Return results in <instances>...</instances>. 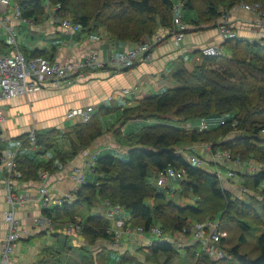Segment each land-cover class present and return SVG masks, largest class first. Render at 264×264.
I'll return each mask as SVG.
<instances>
[{
  "label": "trees",
  "instance_id": "trees-1",
  "mask_svg": "<svg viewBox=\"0 0 264 264\" xmlns=\"http://www.w3.org/2000/svg\"><path fill=\"white\" fill-rule=\"evenodd\" d=\"M177 1L181 2L180 11L185 9L195 16L189 20L181 16L182 21L199 26L198 29L218 22L223 11L241 2L260 3L264 11V0H48L59 5L56 14L60 18L88 30L102 28L110 39L135 44L145 42L160 28L168 31L173 27L172 7ZM16 2L23 17L45 13L42 0ZM188 31L189 28L184 33ZM222 43L223 52L219 55L200 53L199 64L191 70L181 68L172 74L180 86L147 95L135 105L122 109L117 119L119 127L113 131L116 135L128 120L145 122L138 130L124 135L126 153L97 156L92 166V180L81 184L71 201L44 208L42 214L58 223L76 219L84 204L89 209L98 206L104 210L108 205L116 206L128 211L129 219L125 222L131 228L142 227L145 232L151 226H159L160 237L181 233L189 220L203 222L207 218L217 220L219 228L222 221L236 222L245 232L251 226L264 227V44L242 37ZM22 52L28 58H48L37 49L31 55ZM216 117L218 124L210 125ZM200 119L209 121L210 126L199 130V127L171 123ZM69 128L64 133L56 129L36 133V145H41L44 151L53 148V155L48 162L17 155L15 170L21 174L19 180L38 181L40 170L53 167L56 159L64 164L103 132L93 117L87 123L77 122ZM202 144H208L212 153H228L229 159L215 162L205 151L197 147L194 151L190 149ZM189 152L205 163H191ZM251 163L256 166L253 171L248 170ZM209 164L225 165L227 170H232L248 200L226 190ZM236 166L247 170L237 172ZM167 167L183 173L182 179H178L176 196L186 202L184 206L164 199V190L169 191L168 179L164 190L147 180L150 171L159 175ZM83 221L79 234L89 243L97 238L110 241L107 231L111 220L103 211L88 214ZM225 239V235L220 238L217 244L220 248ZM240 241H245L243 235ZM150 247L152 255L162 252L167 259L178 253L170 242L159 239H154ZM192 247L186 251L195 254L196 247ZM239 249V246L228 248L229 258L211 259L201 254L196 264H264V231L255 236L253 255L241 253ZM120 258L119 264H124L130 255L124 253Z\"/></svg>",
  "mask_w": 264,
  "mask_h": 264
},
{
  "label": "crops",
  "instance_id": "crops-1",
  "mask_svg": "<svg viewBox=\"0 0 264 264\" xmlns=\"http://www.w3.org/2000/svg\"><path fill=\"white\" fill-rule=\"evenodd\" d=\"M16 5V1L11 2L7 10L3 12L0 9V13L10 15ZM186 17L188 20L195 18L190 11L186 12ZM30 19L32 20L30 23L13 19L10 21L19 48L30 55L36 49L41 50L42 55L54 61L83 59L89 51L97 52L98 57L106 61L109 57H116L135 44L110 39L108 33L102 28L88 30L79 27L68 31L60 25L59 21L52 20L46 13ZM230 20L239 37L257 40L264 44V28L257 24L255 13L238 9L230 13ZM216 22L201 29H198L199 26L196 28L194 24L185 22L186 29L189 28V31L184 33L179 43L166 35L167 29L160 28L156 34L164 36V40L154 46L148 56L140 57L129 68L85 69L80 71L77 77L61 81L59 84L46 80L37 90L4 100L2 102L4 121L1 131L6 139L0 142V149L17 150L18 156L48 162L54 149L44 151L41 145L33 148L27 147L28 145L24 143L26 134L31 130L37 134H44L51 129H56L60 133L67 132L71 125L79 122L76 119L67 118V111L71 108L92 106L94 111L91 117L101 124L102 134L90 146L81 150L64 164L56 159L53 167L47 170L42 169L47 171L45 184L48 187V195L54 199L74 189L71 176L76 168H83L85 182L92 180V168L86 165V161L92 156L95 161L97 156L106 153L124 155L126 153V147L122 142L124 135L129 131L138 130L145 123L140 119L128 120L120 127V133L116 135L113 131L119 127L120 123L117 119L120 111L135 105L139 99L147 95L175 86L176 81L172 74L176 70L181 68L191 70L200 63V51L204 46L222 43L217 33ZM9 40V35L0 25V55L11 51ZM122 89H132L133 93L121 98ZM201 121L205 120L186 122L184 126L189 124V127H198ZM22 143L23 145L20 146ZM208 167L214 169L218 166L209 164ZM218 169H225L227 172L225 165L219 166ZM246 170V167L236 166L237 172ZM2 178L3 173L0 172V242L7 234V224L3 214L8 208ZM14 184L16 191L24 195L25 202L24 205L16 207V217L19 219L22 233L12 248L11 261L14 264H56L59 261L56 250L43 245L46 239L44 236L50 232V238L59 241L60 230L56 227L63 225L61 228H64L66 223H54L52 229L39 227L35 223V218L42 213L38 203L39 179L26 182L15 179ZM222 186L240 197L236 176L222 183ZM53 205L55 203L52 202L47 207ZM108 211L106 209L103 213L111 220V227H118L116 225L118 220L123 222L129 219L127 210L122 209L114 218H110ZM67 234L70 235L68 232ZM75 236L74 244L89 249L87 252L89 255H84L76 264H119L120 257L124 253L130 255V259L124 264H151L149 261L155 258L159 264L168 262L160 259L165 258L162 252L155 256L150 252L151 256H149L140 250L142 247H147L146 244L151 241L150 235H146L145 232L135 234L130 239L124 233L122 243L117 248L112 247L109 240L105 238H97L93 243H89L79 233ZM141 239L146 240L142 242ZM156 239L166 241V238L162 237H156ZM172 242H170L171 245ZM67 243V241L64 243L66 248ZM111 254H113L114 263H110Z\"/></svg>",
  "mask_w": 264,
  "mask_h": 264
},
{
  "label": "built area",
  "instance_id": "built-area-1",
  "mask_svg": "<svg viewBox=\"0 0 264 264\" xmlns=\"http://www.w3.org/2000/svg\"><path fill=\"white\" fill-rule=\"evenodd\" d=\"M12 0H0V9L5 12ZM59 8L58 4H50L48 0L45 2V13L52 20L59 21L60 25L67 29L68 31H73L79 26L71 23L68 19H62L56 14V10ZM181 2L177 1L172 7L173 16V27L167 31L168 36H171L176 43H179L183 39L184 30L186 26L181 19ZM238 9H243L245 11L255 13L257 15V24L264 28V11H262L260 3H245L241 2L227 11H223L220 15L218 22L216 24L217 33L220 39L224 42L227 39L239 37L234 31L231 20L230 13ZM11 19L20 22H32L30 18L23 17L20 14L19 7L16 5L10 15L0 13V25L5 29L6 33L9 35V42L12 47L11 51L7 54L0 55V142L5 140V135L1 131V125L4 121V114L2 109V102L6 99L16 97L18 95L27 94L31 91L37 90L41 87L42 83L46 80H51L50 82L54 84H59V82L72 79L77 77L80 71L85 69H102V68H113V69H126L131 67L137 59L143 55H148L150 50L154 48L157 44L164 40V36L159 34H154L150 36L145 42H140L134 44V46L123 51L116 57H109L108 60L104 61L98 57L97 52L89 51L83 59H77L75 61H54L49 60L44 56L36 57H26L22 50L19 48L16 42V36L13 32V28L10 25ZM247 39L245 37H242ZM250 40V39H248ZM222 44H212L206 45L201 49V53L204 55L215 56L222 53ZM133 93L132 89H122L120 97L124 98ZM94 107H76L71 108L67 111L66 117L69 119H76L79 122L87 123L90 121L93 114ZM189 127L190 125L187 124ZM199 130L206 129L208 126L205 121H201L198 125ZM24 143L28 145L27 147L33 148L36 146V132L29 131L24 139ZM23 143L20 145L22 146ZM198 146H201L199 148ZM197 147L202 151H205L210 158L215 161H224L229 159L228 153H212L210 146L208 144L194 145L190 149L193 150ZM188 148V147H187ZM194 151V150H193ZM17 150L8 151L0 149V172L3 173V186L6 190V201L8 203V208L4 211V220L7 224V234L4 239L0 242V264H14L11 261V252L14 244L21 237L22 230L20 229L19 219L16 217V207L24 205L25 197L24 195L16 191V185L14 184L15 179H19L21 174L15 170ZM188 160L196 165L205 163L198 157H195L189 152ZM4 164V165H3ZM94 164V156L90 157L86 161V165L92 168ZM255 164H249L248 169L251 171L255 170ZM218 180L221 182L223 178H233L234 172L232 170H227L226 177H222L217 169L215 171ZM47 177V171L41 170L39 173V207L40 209L47 208L49 203L61 204L65 201H71L74 198L75 191L79 186L85 183L83 168H76L71 176L74 183V189L64 193L61 197L56 199L51 198L48 195V187L45 184V179ZM183 173L178 169H173L170 167L159 171V177L157 179L158 185H164L167 179L176 178L182 179ZM222 183V182H221ZM241 192L245 189L242 188ZM108 215L110 218H114L121 211L119 207L110 206ZM119 222V221H118ZM125 222V221H124ZM35 223L42 227L43 229H52L53 222L45 214H40L35 218ZM117 223V222H116ZM121 225L122 222H119ZM218 221H212L207 218L203 222L189 220L187 224L181 230L188 243L187 246L193 245L195 243L199 244L196 256L201 254H207L211 259L229 258L231 254L220 248L217 244L221 237L224 236L222 232L219 231ZM118 228L110 227L107 233L110 235V244L112 247H119L123 240V234L125 233L128 238H133L135 234H143L142 227L131 228ZM65 231L70 233L75 231L79 233L82 229L80 222L78 223H68L64 227ZM148 232L156 237L162 235V230L159 226H151ZM180 234V235H181ZM179 238L173 239L172 245L178 250L184 246L185 241L179 243ZM152 241L147 243V246L152 245Z\"/></svg>",
  "mask_w": 264,
  "mask_h": 264
},
{
  "label": "rangeland",
  "instance_id": "rangeland-1",
  "mask_svg": "<svg viewBox=\"0 0 264 264\" xmlns=\"http://www.w3.org/2000/svg\"><path fill=\"white\" fill-rule=\"evenodd\" d=\"M16 0H12V3H14ZM42 2L44 3L45 0H42ZM181 16H182V19L183 20H187V17H186V12L187 10L185 9H182L181 11ZM223 44V43H221ZM222 49H223V46H222ZM151 51V50H150ZM223 52V50H222ZM150 53V52H149ZM148 53V55H149ZM147 55V56H148ZM146 55H143V57H145ZM176 85L175 86H180V84L178 82L175 83ZM153 121H148V123H151ZM209 122V121H208ZM219 122V118H215L213 120H211V123H209L210 125H217ZM171 123L173 125H177V126H184L186 123H182L180 121H177V120H172ZM207 123V122H206ZM208 124V123H207ZM208 124V125H209ZM209 125V126H210ZM130 133V131H129ZM123 149H125L124 146H122ZM107 154V153H106ZM121 154V153H120ZM118 155V154H117ZM256 169V166H252ZM211 170V169H210ZM249 170V169H248ZM214 171H215V168H214ZM251 171V168L250 170ZM217 172L222 176V177H226L227 175V172L225 169H218L217 168ZM159 175L156 174V172L154 171H150L148 176H147V180L148 182H150L152 185H154L156 188L158 189H162L164 190L165 189V184L164 186L163 185H159L157 186L156 183H157V179H158ZM231 178H223V180L221 181L222 183H226L230 180ZM180 180V179H179ZM176 178H171V179H168L167 181V186L169 187V191L167 190H164L166 195H165V200H173L175 201L176 203H180V205L184 206L186 205V202H183V200H179L177 198V190L180 186V181ZM88 181V180H86ZM221 183V184H222ZM238 184V188H239V195L240 197H242L243 199L245 200H248V194L247 193H244V192H241L242 189L240 188L239 186V183L237 182ZM162 186V187H160ZM191 200L190 202L193 201V198L190 196ZM150 202L152 203L153 201L150 200ZM188 202V201H187ZM105 211L104 209H102L101 207H98V206H92L90 207V209L87 207L86 204H84L80 210V213L79 215H77V218L74 219V220H70L72 223H78L80 221V223L83 224V218L85 216H87L88 214H93V213H97L98 211ZM108 210H109V207H108ZM81 218V219H80ZM70 221H60L61 223H66L64 225H68V223ZM119 221V220H118ZM117 221L116 225L118 227H121V228H129V224L127 222H122V224L120 225L119 222ZM201 222V221H199ZM63 227V225L61 226ZM59 226L56 227V229L59 228L60 230V239L59 241L58 240H54L50 238V232L48 234H45V240L43 241V245L45 244V246H49L50 248H53L54 250H56V254H57V258H58V262L56 264H76L78 262H80L81 258H83L84 255H89L87 252L89 249L87 248H82L81 246L79 245H76L74 244V240L76 239V233L75 231H72L70 232V235L67 234V232L65 231L64 228H61ZM131 227V226H130ZM134 227V226H133ZM219 231L222 232L224 235H225V241L223 243V246H221L225 251H228V248L230 249L231 247L233 246H239V250L241 253H251L252 251H254V246H255V236L259 233V232H262L264 231V227H257V226H251V228H249L247 230V232H245L244 230H242L241 227L238 226V224L236 222H233V221H222L221 222V226L219 228ZM145 234L146 235H150V240L152 239H156V236L155 235H152L150 234L148 231H145ZM181 233H173L172 236H169V235H166L165 237H162V238H166V241H170L172 242L173 239H177L180 237L179 239V243H181L182 241H185L184 243V246H182L181 248H178V253L176 256L170 258V259H167L166 255H165V258H160V259H163L165 261H168L166 264H196L197 262V259L201 256H196V253L198 251V246L199 244L195 243L193 244L196 248H195V254L192 253V251L188 252L186 251L187 248H193L192 246L193 245H189L187 246L186 244L188 243V241H186V238L183 234ZM243 235L245 237V241H240V236ZM142 242H145L146 239H141ZM65 241H67L68 243V246L66 248L65 246ZM145 245V244H143ZM147 245V244H146ZM151 245L147 246V247H142L140 250H142L145 254H148L151 252ZM150 247V248H149ZM110 252V251H109ZM108 254V252H107ZM253 255V252L251 253ZM162 255V254H161ZM113 254H111L110 256V263L113 262L114 263V258H112ZM151 256V255H149ZM155 256V255H153ZM151 264H159L158 261H156V258L149 261ZM162 264H165V263H162Z\"/></svg>",
  "mask_w": 264,
  "mask_h": 264
},
{
  "label": "bare ground",
  "instance_id": "bare-ground-1",
  "mask_svg": "<svg viewBox=\"0 0 264 264\" xmlns=\"http://www.w3.org/2000/svg\"><path fill=\"white\" fill-rule=\"evenodd\" d=\"M44 8H45V5H44ZM45 11V10H44Z\"/></svg>",
  "mask_w": 264,
  "mask_h": 264
}]
</instances>
